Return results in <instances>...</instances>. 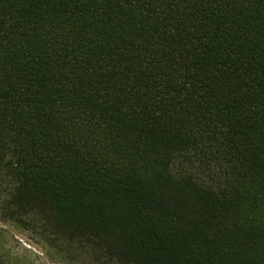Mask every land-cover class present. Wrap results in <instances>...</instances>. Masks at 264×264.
I'll use <instances>...</instances> for the list:
<instances>
[{
  "label": "trees",
  "instance_id": "1",
  "mask_svg": "<svg viewBox=\"0 0 264 264\" xmlns=\"http://www.w3.org/2000/svg\"><path fill=\"white\" fill-rule=\"evenodd\" d=\"M0 222L71 264H264V0H0Z\"/></svg>",
  "mask_w": 264,
  "mask_h": 264
},
{
  "label": "rangeland",
  "instance_id": "2",
  "mask_svg": "<svg viewBox=\"0 0 264 264\" xmlns=\"http://www.w3.org/2000/svg\"><path fill=\"white\" fill-rule=\"evenodd\" d=\"M0 244L8 252H15L20 264H71L64 255L55 254L34 234L12 223L0 222Z\"/></svg>",
  "mask_w": 264,
  "mask_h": 264
}]
</instances>
